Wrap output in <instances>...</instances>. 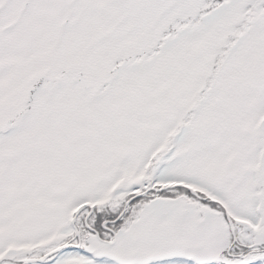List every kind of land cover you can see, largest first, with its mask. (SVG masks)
Masks as SVG:
<instances>
[{
    "label": "rangeland",
    "instance_id": "1",
    "mask_svg": "<svg viewBox=\"0 0 264 264\" xmlns=\"http://www.w3.org/2000/svg\"><path fill=\"white\" fill-rule=\"evenodd\" d=\"M4 1L0 0V11L6 7ZM212 1L170 0L167 12L159 14L154 10V0H37L25 14L26 19L0 14L7 22L19 21L9 28L0 23V45L12 52L3 63L19 67L1 91L8 99L5 103L0 100V130H4L0 145H15L4 154L11 161L9 170H3L0 155V258L37 259L66 243H75L71 218L88 196H112L113 202L105 211L114 213L126 203L135 185L153 188L155 163L161 159L155 149L168 151L173 144L168 139L180 134L171 117L201 114V124L192 132L194 144L197 142L194 151L198 155L206 154L205 150L221 155L226 153L223 145L209 133L228 131L231 121L236 122L231 120L235 115H252L259 120L253 133L256 152L264 153V118L257 115L263 87L264 20L253 31L250 28L238 52L226 58L223 47L216 51L219 59L211 78L196 91L193 107L189 108L188 98L177 89L167 86L171 78L169 71L165 74L169 53L158 48L171 32L170 25L188 20L173 15L186 3L196 9L205 4V10ZM244 1L239 0L226 13L219 9L204 16L209 20V30H220L207 32L220 38H238L242 31H234L231 19L264 17V0H257L258 5L252 0L240 5ZM192 17L197 20L199 14ZM185 30L194 35L200 31L198 26ZM188 33L182 35L183 40ZM197 38L195 35L188 41L192 54L199 51ZM226 73L231 75L230 89L218 82V76ZM247 84L250 87L242 89ZM165 85L168 92L162 90ZM205 88L208 94H203ZM165 95L166 105L158 107L157 96ZM11 113L12 117L5 119ZM21 120L27 127L21 124L25 129L16 131ZM162 121L167 126L160 129ZM205 135L207 140L203 141ZM161 136L160 145L157 141ZM228 152L223 158L237 159L233 144ZM134 155L140 159L149 156L153 161L142 172L134 163ZM260 162L258 179L264 180V155ZM193 169L186 181L198 186L204 180L209 185L207 192L214 194L215 183H211L208 169L200 164ZM235 176L243 183L241 173ZM109 178L121 180L109 187ZM149 179L151 182H146ZM36 186L35 199L29 200L27 189ZM21 195L26 197L20 203ZM243 198L248 200L249 196ZM259 198L262 224L257 227L240 222L239 242L264 243V181ZM122 218L119 225L102 227L103 241L95 233L81 236L96 259L112 258L122 264H165L163 260L174 257L228 260L230 228L223 211L193 196H154L129 207ZM83 219L84 214L78 222ZM256 257L264 260V252ZM60 261L55 257L49 264Z\"/></svg>",
    "mask_w": 264,
    "mask_h": 264
},
{
    "label": "trees",
    "instance_id": "2",
    "mask_svg": "<svg viewBox=\"0 0 264 264\" xmlns=\"http://www.w3.org/2000/svg\"><path fill=\"white\" fill-rule=\"evenodd\" d=\"M222 1L223 0H213L211 2L212 4L210 3L209 7H207V9L205 10L204 4V6L200 7L199 9L197 8L196 10L199 16H202V19L195 20V18H188V20L186 21V23L188 24L187 28L194 29L198 26V29L200 30H198V33H195V35L198 36L197 40L195 41L199 44V51L197 53L192 54L189 52L188 41L194 39L195 35L192 31H186L185 29L184 31H179L178 33L176 31H171L168 35H166L165 41L162 43L161 47L158 48L159 52L169 53V62L168 65L165 67V74H167V72L169 71L171 73V78L167 86L173 89H177L179 93H181L184 97L188 98L189 108L193 107L192 104L196 96V91H198V89L200 88H203L207 83L208 79L211 78V71L214 67V63L217 62L219 59L217 57L216 51L219 48L223 47L226 51V54L224 55L226 58L231 56L234 52L239 51V45L242 40V37H240L239 39H236L234 37V39H230L229 37L225 38L224 35L222 38H220L218 36L216 37L215 33L211 35L207 32L209 31V20H204L203 18L204 16H208L213 13L216 10L217 3ZM255 1L257 0H252V4H254ZM3 4L6 7L0 11V14L5 15L12 13L16 14L15 19H26L25 14L37 4V0H5ZM222 10L224 11L225 9ZM252 10L254 11V8H252ZM231 20H234V23L232 24L234 31H249L250 28L253 31V28L261 22L260 19L245 18V16ZM1 22L8 24L6 26H3L4 28H9L12 23L15 22L19 23V21L12 20L7 22L3 19H0V23ZM210 29H212L213 31H220L214 28ZM186 33H188V38L187 40H183L182 35L185 36L187 35ZM198 39L200 41H198ZM4 48V46L0 45V100H4L5 103V100H7L8 98L5 97L4 90L3 92L1 91L7 83L8 77L11 75L12 72L14 74L17 73V69L19 67L4 65L3 59L7 58L8 54H12L10 50L5 51ZM16 66H20V64ZM226 74L224 76H218V82H222L224 86L227 85V88L230 89V84H228V80L231 75ZM261 77L263 87L262 91H260L261 104L260 110H258L257 115H260L261 118H264V70L261 71ZM167 86L165 85L162 90H169ZM249 87V84H247L244 85L242 89H248ZM206 91H208V88L204 89L203 94ZM208 93L209 91L206 94ZM157 99L159 100L158 107L159 105H166L168 101V97H166V95L157 96ZM234 106L236 107L235 104ZM158 110L161 115V110ZM20 113L21 112H19V114ZM12 114L13 113L9 114L7 117H5V119L8 120L10 117H12ZM19 114L15 113L13 116L17 118ZM200 116L201 114L196 115L195 117H187L182 114L177 117H171V124L175 127L176 132H180V134H174L168 139L169 142L173 143L172 145H169L168 151H164L156 147V155H159V158L161 159L155 163L157 169V179L154 183L157 182L163 184L172 181L187 182L186 180L192 177L194 172L193 168L196 165L200 164V166L202 167L205 166L206 169H208L207 175L211 176V183H215L214 188L216 189V192L213 191L214 194L226 201L231 210L237 216L243 217L244 219L249 220L254 226L260 227L262 224V216L259 212V193L264 180L258 179V167L260 165L259 157L262 150L260 149V152L253 151L257 150V145L255 144L256 139L254 138L255 135H253V133L256 131V127L259 125L258 118H253L252 115H239L238 118L235 115L234 119L232 117L231 120H235L236 122L233 123L231 121L232 125L229 126L228 131L215 130L209 133V137L211 139H215L216 142L223 145V150L226 153L223 152L221 153V155H213L210 152L207 154H203L201 152L198 155L194 151V147L197 146V142L196 144H194L195 140L193 138L192 132L195 126L201 124ZM22 121L23 120L19 122L20 128L19 130H17L18 128L16 127V131H21L25 129L24 127H22L21 124L27 127V122L23 123ZM163 122L164 121L159 123L160 129L161 126H164L165 128L167 126V124ZM253 123L255 127L252 126ZM3 131L0 130V133H3ZM0 136L2 135L0 134ZM162 137L163 136H161V139L159 138L160 140L157 141L160 145L162 144ZM205 139L207 140L206 135L202 140L204 141ZM231 143H233V146L236 148L237 151L236 155L234 156L237 158L236 160H227L228 157L223 158L226 155H229L228 149L231 148ZM242 143H247V145L243 147ZM239 145H241L242 148H240ZM4 146V144L0 145V155L3 156L1 157V162L3 161L5 164V166L2 165V168L5 171L9 170L12 166L10 159L4 154L6 153V151H12L13 148H15V145L10 142L7 148ZM132 157L134 158L135 165H137L138 169H140V171L142 172H144L145 166H147L149 162L153 161L152 158L149 156H147V159H140L137 155H134ZM239 173H241L243 177V183L239 181V177H236L239 175L235 176V174ZM115 175L116 174L112 176ZM106 180L110 182L109 187H113L114 185H117V183L121 179L109 178ZM202 181L203 182H199V185L197 187L207 189L209 185H206L204 183V180ZM238 181L240 182V185L237 184ZM146 182H151V179L147 180ZM149 188V185H147V188H142L138 185H135L134 187H132V190H130L132 192V195L128 196L127 199H130L133 195L146 192L149 190ZM38 190V186H36V188L27 189V193H29V196L25 197L33 201L35 199V194ZM243 195H248L249 199L245 200L243 198ZM154 196L165 198H177L181 196H192V194L188 190H185L183 188L169 189L163 191L162 193H154L150 190L149 195L146 198H141L139 200L134 201L130 205V207L138 202H145L147 201V199H150ZM25 197L23 195L19 196L18 201L20 203L23 202V200H25ZM92 200L99 201L100 203L96 204L94 215L89 220V224L93 228L100 229L101 224L104 220H116L121 214L122 209L124 207L123 205L114 213L105 211L108 205L113 202V197H110L109 195L104 193H101L99 197H97V195H94L93 197L88 196L85 201H82L81 203L89 202ZM206 202L219 208V205L213 204L210 201ZM122 219L115 225H119L120 223H122ZM79 224L82 230L85 231L83 221H81ZM235 226H237V228H240L241 225L239 223H235ZM72 232L74 231L72 230ZM230 242L231 251L229 252V254H227L228 260L226 261H197L193 258L188 257H174L172 259H165L163 260V262L165 264H264L263 259L256 257L258 253L264 252V243H262L260 246L256 244H246L242 242H237L233 245L231 232ZM55 257L61 259L59 264H122L112 258L96 259L95 256L87 250L85 244H82V246L80 247L70 246L67 249L61 251ZM44 264L49 263L47 262Z\"/></svg>",
    "mask_w": 264,
    "mask_h": 264
},
{
    "label": "water",
    "instance_id": "3",
    "mask_svg": "<svg viewBox=\"0 0 264 264\" xmlns=\"http://www.w3.org/2000/svg\"><path fill=\"white\" fill-rule=\"evenodd\" d=\"M175 187H185V188H188V189H191L189 186H187V185H185V184H179V183H176V184H169V185H167L166 187H164V189H167V188H175ZM163 189H159V191H162ZM158 191V190H157ZM195 195H197V193L196 192H193ZM146 194H144V196H145ZM137 197H135V198H133V199H131L128 203H127V205L126 206H128L129 205V203L130 202H132L133 200H135ZM210 200H212L214 203H219V204H221L224 208H225V210H226V213H227V215H228V207L219 199V198H217V197H214V196H210ZM87 207H90L91 208V210H92V212H93V206H91V205H85V206H83V207H81L80 209H78L77 211H76V213H75V216H77L80 212H82L84 209H86ZM124 212H125V210L123 211V213H122V215L124 214ZM90 217V215L86 218V223H87V220H88V218ZM75 220H76V218H74L73 219V223H75ZM229 221H230V219H229ZM230 224H231V227H232V233H233V235H234V241H236V238H235V230H234V227H233V224H232V222L230 221ZM79 235V234H78ZM64 248H66V247H60V248H58V249H56V250H54V251H52L51 253H49V254H47L46 256H44L43 258H41V259H30V260H16V259H12V258H3V259H1L0 260V262L2 261V260H11V261H14V262H19V263H23V264H28V263H33V262H44L45 260H47L49 257H51V256H53V255H55L56 253H58V252H60L62 249H64Z\"/></svg>",
    "mask_w": 264,
    "mask_h": 264
}]
</instances>
